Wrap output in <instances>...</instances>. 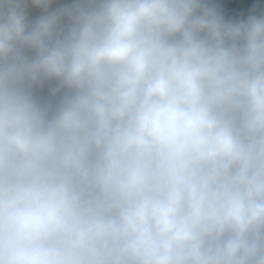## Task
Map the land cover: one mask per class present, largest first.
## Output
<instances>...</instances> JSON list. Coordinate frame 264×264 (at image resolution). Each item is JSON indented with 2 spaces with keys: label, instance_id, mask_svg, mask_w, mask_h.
<instances>
[{
  "label": "clouds",
  "instance_id": "clouds-1",
  "mask_svg": "<svg viewBox=\"0 0 264 264\" xmlns=\"http://www.w3.org/2000/svg\"><path fill=\"white\" fill-rule=\"evenodd\" d=\"M0 264H264V2L0 0Z\"/></svg>",
  "mask_w": 264,
  "mask_h": 264
},
{
  "label": "water",
  "instance_id": "water-1",
  "mask_svg": "<svg viewBox=\"0 0 264 264\" xmlns=\"http://www.w3.org/2000/svg\"><path fill=\"white\" fill-rule=\"evenodd\" d=\"M261 2H264V0H261Z\"/></svg>",
  "mask_w": 264,
  "mask_h": 264
}]
</instances>
